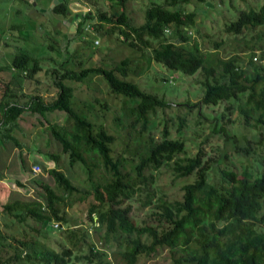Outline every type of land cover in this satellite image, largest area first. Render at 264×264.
Listing matches in <instances>:
<instances>
[{
  "label": "trees",
  "instance_id": "trees-1",
  "mask_svg": "<svg viewBox=\"0 0 264 264\" xmlns=\"http://www.w3.org/2000/svg\"><path fill=\"white\" fill-rule=\"evenodd\" d=\"M195 1L203 4L207 11L212 9L207 2L215 6L225 4L223 11L227 10L228 15L220 17L221 30L232 35L239 48L249 55L246 68L241 66L243 59L238 55L209 60L196 41L189 44L196 18L194 11L186 9L191 0H151L144 9V21L139 25H134L125 13L124 0H109L110 10L95 15L84 13L76 34L88 20L96 17L100 21L97 28L102 27V23L109 24L105 32L117 29L118 38L127 45L151 48L152 59L166 68L186 75L200 72L203 95L190 105L199 107L197 114H201L202 105L215 106L222 101L243 99L244 106L239 108L241 125H251L253 111L259 113L254 119L256 123L264 124V63L253 60L255 51L264 59V0H240L244 7L237 5L238 0ZM69 3L63 0L51 10L65 16L70 10ZM25 29L23 23H9L7 32L17 37L22 36ZM67 34L70 35L68 30ZM2 35L0 33V40L3 38V44L7 45ZM224 42V39L215 41L213 47L218 48ZM64 62L59 64L60 69L48 70L56 89L48 100L39 92H21L23 79L39 82L35 78L42 69L38 58L18 49L9 65L0 64V72L6 73L0 75L3 84L0 89V152L7 147L17 148L19 162L26 170L22 154L24 143L14 134L20 121L25 114H37L47 121L48 114L64 112V124L46 122V128L58 142L61 153L67 155L68 164H78L85 174L83 198L89 199L85 212L89 226L99 240L124 247L121 256L127 264H135L142 256H155L164 249L169 251V264H264V154L252 156L256 153L254 150L252 154L247 152L238 143L235 133L229 137L226 132L227 138L234 139L235 149L239 152L244 148L245 155L252 160L239 170L230 166L220 168L217 175L211 157L206 156L202 148L194 155L174 159L185 153V141L169 137L164 128L161 139L152 143L147 154L140 157L130 171H124L123 161L113 155L111 148L114 135L102 125L96 126L73 105L75 87L70 82L81 83L89 76H101L109 93L131 100V113L143 129L148 126L150 114L168 107L169 102L128 79L127 58L112 68L90 66L76 70L65 67ZM260 130V134H264V129ZM241 137L245 143L250 141L244 133ZM50 158L55 161V167L48 169V173L64 196L42 183L45 203L18 198L0 202V220L5 221L7 228L16 226L14 234H9L2 231L0 225V264H76L73 259L112 264L104 251L88 241L86 230L79 237L76 230L69 231L71 246L61 251L37 247L33 233L59 229V222H66V218L60 214L57 204L65 196L80 192L63 171L60 156L50 154ZM172 160L174 176L192 177V180L182 185L179 199L167 194L155 198L153 172ZM3 166H0V180L4 177ZM141 196L145 198L142 205L151 211L138 221L128 202ZM53 223L59 226L56 228ZM82 243L87 246V253L75 255L74 252L82 250Z\"/></svg>",
  "mask_w": 264,
  "mask_h": 264
},
{
  "label": "rangeland",
  "instance_id": "rangeland-1",
  "mask_svg": "<svg viewBox=\"0 0 264 264\" xmlns=\"http://www.w3.org/2000/svg\"><path fill=\"white\" fill-rule=\"evenodd\" d=\"M33 1L36 2V6L25 0H0V33L8 41L7 45H4L2 42L4 39L0 40V64L9 65L13 53L21 49L38 58L42 66V69L35 74V78L39 80L38 83L31 78L22 80V93L39 92L45 96L46 100L50 99L49 97L55 94L56 89L52 85L48 70L60 69L59 64L64 60L65 67L79 70L90 66L112 68L122 59L127 58L129 59L128 79L136 82L141 89L163 97L169 102L168 107L158 108L150 114L148 126L143 129L141 123L131 113V100L109 93L108 86L101 76H89L81 83L70 82L75 87L73 105L82 114L87 115L96 126L102 125L108 133L114 135L115 139L111 148L113 155L123 161L124 171H130L133 164L147 154L152 143L161 139L164 128L168 130L169 137L181 138L185 141V153L175 156L174 159L194 155L199 148H202L205 155L211 157L214 164L213 170L217 172V175L220 174V168L230 166L239 170L243 164L250 163L252 160L245 155L244 148L239 152L235 149L234 139L227 138L226 132L229 133V137L235 133L238 143L245 147L247 152L254 150L256 153L251 152L252 156L264 154V134H260L264 124L256 123L254 120L259 113L251 112L253 117L250 119L251 125L240 123L239 108L244 106L243 99L222 101L215 106L202 105L199 115L197 114L199 107L190 105L197 103L203 95V89L199 83L202 78L200 72L186 75L166 68L152 59L151 48L127 45L118 38L117 29L112 33L105 32L109 24L102 23V27L97 28L100 21L96 17L88 20L80 33L76 34L86 11L75 13L69 10V13L64 16L51 10L54 0ZM68 1H77L87 6L90 13L94 15L99 11L110 10L107 3L109 0ZM149 1L151 0H124V11L134 25L143 23L144 9ZM211 5L212 9L208 11L203 4L195 0H191V3L186 5L187 10L196 13L195 26L189 34L191 37L189 44L196 41L209 60H215L216 57L226 59L232 55H238L243 59L241 66L246 68L249 55L239 48L238 42L233 40L232 35H226L221 30L220 17L223 18V15L228 13L227 10L223 11L225 4L222 2L216 6ZM237 5L244 7L240 0L237 1ZM70 17H72L70 25L75 31L69 32L70 35H68L69 26L66 22ZM9 23H23L26 29L22 31V36L18 34L16 37L8 33ZM221 39L225 42L218 48H214L213 42ZM254 55L255 62L264 63L259 51H255ZM19 74L24 76L23 73ZM0 75L4 76L6 73L0 72ZM2 85L0 82V89L3 88ZM186 101L188 104H180ZM46 118L47 121L37 114H25L20 121L19 129L14 131L17 138L24 143L22 154L26 170L19 162L17 148L7 147L0 152V166L4 165V177L0 180V202L18 198L45 203V194L40 186L42 183L49 184L56 193L64 196L48 173V169L55 167V161L50 158V154H58L63 171L71 177L80 192L65 196L63 201L57 204L60 214L66 218V222H59V229H41L40 234L33 233L37 247L45 246L61 251L71 246L68 239L69 231L76 230L79 237L83 230H86L88 241L92 242L96 249L104 251L112 264H127L121 256L124 247L117 246L111 241L104 243L96 237L94 229L89 226L90 220L85 213L89 199L83 198L85 174L78 164L73 166L68 164L67 155L61 153L58 142L52 138L46 128V122L64 124L65 113L55 111L48 114ZM252 126L258 127L254 129ZM241 133L250 140L248 143L243 141ZM173 164L172 160L153 172L156 181L152 189H157L154 192L155 198L158 195L167 194L170 198L179 199L182 195V185L192 180V177H175L172 170ZM33 165H39L41 171L33 172ZM144 199V196H141L138 200L128 202L131 204L132 214L138 221L151 211V208L142 205L141 202ZM4 223L5 221L1 219V230L14 234L16 226L7 228ZM262 227L264 228V224ZM27 231H29L28 228ZM82 244L84 245L82 250L74 252L75 255L87 253V246L85 243ZM169 258V251L164 249L155 256L151 255L150 258L139 257L135 264H169ZM73 261L76 264H96L95 262L87 263L84 260L73 259Z\"/></svg>",
  "mask_w": 264,
  "mask_h": 264
},
{
  "label": "water",
  "instance_id": "water-1",
  "mask_svg": "<svg viewBox=\"0 0 264 264\" xmlns=\"http://www.w3.org/2000/svg\"><path fill=\"white\" fill-rule=\"evenodd\" d=\"M30 1L33 5L36 6V2L33 1V0H28ZM61 0H54L53 3H52V6L53 7L54 5L58 4ZM207 6H211V3L207 2L206 3ZM69 9L72 11V12H75V13H78L79 11H88L90 13V11L88 10V7L85 6V5H82L81 3L77 2V1H73V2H70L69 3ZM72 20V17H70L68 19V21L66 22V25L69 26V32L70 33H74L75 29L72 25H70V21Z\"/></svg>",
  "mask_w": 264,
  "mask_h": 264
},
{
  "label": "built area",
  "instance_id": "built-area-1",
  "mask_svg": "<svg viewBox=\"0 0 264 264\" xmlns=\"http://www.w3.org/2000/svg\"><path fill=\"white\" fill-rule=\"evenodd\" d=\"M32 170H33V172H35V173H39V172L41 171L39 165H33V166H32ZM53 226L57 228V227L59 226V224H58V223H53Z\"/></svg>",
  "mask_w": 264,
  "mask_h": 264
}]
</instances>
